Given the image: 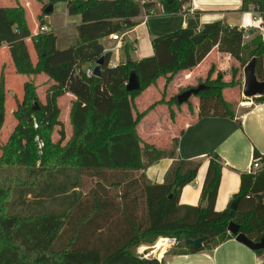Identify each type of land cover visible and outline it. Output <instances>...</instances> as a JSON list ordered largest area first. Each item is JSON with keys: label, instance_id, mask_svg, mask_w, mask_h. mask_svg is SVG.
Wrapping results in <instances>:
<instances>
[{"label": "trees", "instance_id": "trees-1", "mask_svg": "<svg viewBox=\"0 0 264 264\" xmlns=\"http://www.w3.org/2000/svg\"><path fill=\"white\" fill-rule=\"evenodd\" d=\"M45 8L66 2L68 14L80 15L76 26L77 41L68 48H48L52 34L33 36L23 7L0 6V47L8 45L16 73L46 74L53 83L46 103L39 99L35 81L23 84L22 102L13 112L17 120L8 144L20 158L25 154V142L31 143L28 161L33 167L35 182L25 185L19 198L21 209L7 214L5 200L11 192L0 178V264H164L156 256H148L142 246L152 247L161 237L175 238V254L211 250L236 238L228 230L231 221L240 227L254 243L264 242V156L255 149L253 159L263 163L256 173H242L241 185L234 198L239 204L230 214V206L216 209L221 182V158L214 154L208 162L207 174L198 205L180 203L185 185L192 182L201 166L197 161L177 158V140L163 149L144 143L139 133L142 119L158 103L139 111L136 98L160 77L168 82L178 73L198 66L217 47L229 54L234 62L231 80L212 65L197 95L199 116H234L225 90L242 84L240 68L254 63V73L264 81V36L240 29L223 20L201 24L202 11L183 8L178 0H114L124 2V15L111 19L107 0H38ZM158 3L165 15L183 13L188 25L176 31L154 37V55L133 61L126 57L117 68H110L112 53L106 51L100 39L124 32L138 24L143 12L158 14ZM245 5L241 6L242 11ZM53 12V11H52ZM44 9L41 13V23ZM202 35L199 43L193 37ZM34 44L37 62L32 61L28 43ZM104 57L100 76L88 77L83 66ZM132 70L140 76L141 88L128 91L127 81ZM239 76V77H238ZM238 78V79H237ZM72 93L70 122L72 136L66 139L60 120L58 99ZM5 78L0 81V134L6 117ZM178 103L177 96L171 102ZM189 102V101H187ZM254 103L264 102V91L253 97ZM36 103V104H35ZM38 106V107H37ZM34 119L39 129H33ZM61 126L60 140L49 141V134ZM31 130V135L26 132ZM37 134L46 139L48 150L38 155ZM47 137V138H46ZM0 158L1 161L4 151ZM163 158L173 163L163 183L152 182L146 170ZM82 177L93 179L94 186L85 193ZM203 238L196 247L192 241ZM258 255L264 247L254 249Z\"/></svg>", "mask_w": 264, "mask_h": 264}, {"label": "crops", "instance_id": "crops-1", "mask_svg": "<svg viewBox=\"0 0 264 264\" xmlns=\"http://www.w3.org/2000/svg\"><path fill=\"white\" fill-rule=\"evenodd\" d=\"M12 1L0 0V6H14ZM242 1L191 0L190 9L193 12L195 10L202 11L200 18L201 24L223 20L229 25H238L239 15L241 17L240 9ZM124 8V2L108 1L109 17L111 19H120L124 15ZM66 12L68 13L67 4ZM69 16L73 18L74 27L81 22L80 15ZM47 17L50 18V15ZM136 20L138 22L137 25L123 32L122 61L126 57H129L133 61H139L144 57L154 55L152 45V39L154 37L186 28L188 25V16L183 13L171 15L158 13L149 16L143 12ZM75 34L77 38V31ZM248 35L251 36V34ZM55 40L57 41L54 48L64 49L59 47L58 39ZM100 42L105 46V49L110 50L116 44L109 36L100 39ZM70 46L72 45L68 44L65 48ZM5 48L9 50L8 45H3L0 47L1 52ZM29 52L32 61L36 63L38 58L34 47L33 50H30L29 47ZM230 60H232V57L229 54L220 52L217 47H214L198 66L184 72L187 73V78L193 75L201 76L207 73L210 67L214 65L217 69L216 71H222L226 77L227 73L225 68L230 64ZM90 66H93V64H85L83 69ZM24 76V82H26L29 77L27 75ZM33 79L36 82L35 84L38 90L42 82L48 83L49 86L53 83L44 73L33 76ZM153 88H155L154 85L149 86L136 98L139 109H146L150 103V96L159 91L158 88ZM247 98L249 99L251 97ZM63 100H65L67 116L65 118L60 117V120L65 123L67 136L70 138L73 133L70 122V111L75 96L72 93H66L61 96L58 99L60 107L62 106ZM159 100H161V97H159ZM246 102L250 105H244ZM240 103L242 104L237 105L234 116H199L197 109V116L181 129L177 137H174L177 140V158L201 163L195 179L182 189L180 195L181 204H200L208 162L212 155L217 154L221 158L220 162L222 164L221 182L216 200V209L218 211L226 209L230 206L232 200L235 199L234 195L239 191L241 185V174L249 173V166L253 161L254 150L257 149L264 156V102L254 103L253 99H251V101L240 100ZM157 108H164V106L160 105ZM156 111L153 110L149 116L156 115ZM172 163V158L161 159L146 170L147 177L154 183H163ZM159 245L156 242L152 246L151 252L147 254V257L155 254L154 256L159 260H163L164 264H264V253L258 255L251 247L238 241L236 238H231L214 249L188 254L172 253L174 245L164 249L161 247L158 248ZM142 248L145 250L148 247L142 246Z\"/></svg>", "mask_w": 264, "mask_h": 264}, {"label": "rangeland", "instance_id": "rangeland-1", "mask_svg": "<svg viewBox=\"0 0 264 264\" xmlns=\"http://www.w3.org/2000/svg\"><path fill=\"white\" fill-rule=\"evenodd\" d=\"M31 1V2H30ZM114 1V0H108ZM12 3L14 6L11 7H18L21 6L25 10V16L27 23L30 27H36L37 23L42 25H47L49 27V31L46 32L47 34H52V37L48 38V48L52 50L54 46H56L55 39L59 41V47L65 48L68 44H75L77 41L76 38V27L73 26V18L68 15L66 12V3H59V5L53 8V12L49 14H44L41 23L40 15L42 10L44 9L45 13V4L46 2H41L38 0H13ZM8 7V6H6ZM55 9V11H54ZM50 15V18L47 17ZM238 22H240V15L238 17ZM41 28V27H40ZM248 31H252L251 36L253 37L254 33H262L259 28L251 27ZM263 35V33H262ZM28 48L33 50L34 44L27 41ZM1 52V50H0ZM239 65V62H234L233 58L230 60V64L225 68L227 73L225 79L231 80L232 72L231 67L233 65ZM90 64V63H88ZM244 69L240 68L239 76L241 78L242 84H237V86L226 88L225 95L226 98L231 102V108L234 110L239 106L240 100L243 101H251L253 98H247V95L244 94ZM217 70V69H216ZM186 71V70H185ZM217 72V71H216ZM212 74V78L216 77L217 73ZM42 74V73H41ZM209 71L201 76L193 75L190 78H187V73L182 71L175 75L169 82L167 87L165 84L167 82V76L160 77L154 85L155 88H158L156 94L150 96V103L146 107L148 109L151 105L155 102H158L159 97L164 100L162 103H158L152 110L142 119L139 124V133L144 143L147 144H154L159 146L160 148L167 149L174 145V142L181 131V129L189 122H191L197 116V105H198V98L193 95L189 102L183 104H177L176 102H171L170 104L166 103L167 101H171L172 98L181 94L183 91L191 88L196 87L202 83H204L205 79L208 77ZM2 76L5 78V86H6V117H5V124L0 134V158L2 157V153L4 151V156L1 161V181L5 185H9L11 188V192L9 196L5 200V210L7 214L17 213L21 209V204L19 202V198L25 189V185H31L35 182V177H33V167H39L40 161L38 160L36 165H31L28 163L31 152L32 146L31 143L26 141L25 146V154L23 158L17 156L11 146L8 144L9 137L13 132L15 126L17 125L16 117L14 116L13 112L18 108V105L22 102L24 87L23 84L25 83V76L16 73L12 58L10 56V52L7 48L3 49L0 53V81ZM29 78L27 81H35L33 76L36 75H27ZM238 76V77H239ZM37 79V78H36ZM238 79V78H237ZM50 82V81H49ZM36 83V82H35ZM49 85L46 82H42L39 85V90L37 87L39 99L42 103H46V95L49 91ZM153 88V89H155ZM146 90V89H145ZM144 90V91H145ZM143 91V92H144ZM142 92V93H143ZM140 96V95H139ZM138 96V97H139ZM137 101V100H136ZM160 101V100H159ZM245 103V102H244ZM36 104V103H35ZM137 104V102H136ZM62 106L60 107V117L67 116V110L65 108V100L62 101ZM163 105L164 108H157L158 106ZM244 105H250L246 102ZM38 107V106H37ZM138 108V107H137ZM157 108V109H156ZM142 108H138L139 111ZM156 111V115L149 116V114L153 111ZM149 117V118H148ZM153 117V118H152ZM148 118V119H147ZM39 124L37 119H34L33 122V129L35 128V123ZM64 124V130L66 133V139L62 143L64 145L66 141L69 139L66 132V125ZM60 129L61 126H56L53 132L49 134V141L53 144L60 140ZM31 130L26 132V136L31 135ZM47 138V137H46ZM39 139L42 143V148L39 149L38 146V155L44 156L43 150H48L46 139L37 134L35 140ZM38 144V141H37ZM84 182L83 191L87 193L93 186L94 180L89 177H82ZM161 240V239H160ZM160 240L158 239V244H160ZM168 240V244L166 246H170V244L174 245L176 242L173 240ZM154 246V245H153ZM146 248L148 253L151 252V248ZM165 248V247H164ZM169 248V247H168ZM144 250V248H140V251ZM145 251V250H144ZM152 254L151 256H154Z\"/></svg>", "mask_w": 264, "mask_h": 264}, {"label": "water", "instance_id": "water-1", "mask_svg": "<svg viewBox=\"0 0 264 264\" xmlns=\"http://www.w3.org/2000/svg\"><path fill=\"white\" fill-rule=\"evenodd\" d=\"M53 11V6L49 5L45 9V13L49 14ZM203 36L202 35H197L193 37V42L199 43L202 40ZM104 63V57L100 58L94 67V71L96 76H100L102 73L101 65ZM254 63L248 64L245 69H244V94L247 95V97H256L258 96L261 92L264 91V81L258 80L257 76L254 73ZM206 87L205 84H200L196 87H191L185 91H183L181 94L177 95V100L178 103L183 104L186 103L187 101L190 100V98L193 95H197L202 89ZM128 91H133V90H138L141 88V80L139 74L136 72V70H132L129 74V78L127 81V86H126ZM239 198H235L232 200L230 203V214L233 213L238 207L239 204ZM228 230L230 233L236 235V239L238 241L243 242L244 244L248 245L251 247L253 250L264 247V242L262 243H254L251 241L245 234L240 233V227L237 223L234 221H231L228 225ZM170 240H173L172 238H169ZM174 241V240H173ZM203 238H198L192 241L193 245L196 247H199L202 245ZM173 244V243H172ZM172 244L170 246H172Z\"/></svg>", "mask_w": 264, "mask_h": 264}, {"label": "built area", "instance_id": "built-area-1", "mask_svg": "<svg viewBox=\"0 0 264 264\" xmlns=\"http://www.w3.org/2000/svg\"><path fill=\"white\" fill-rule=\"evenodd\" d=\"M142 1L144 2L146 0H142ZM178 1L183 4L184 9H187V7H190L191 5V0H178ZM242 5H245L246 8H244L241 11L240 22L238 24L239 28L248 30L251 27H255V28H259L260 31L264 34V0H243ZM157 9L160 14H164L165 8L161 3H158ZM150 13L151 15H155L154 9L151 10ZM48 31H49V27L47 25L41 26L40 24L37 23L36 27L33 30V36H36L40 33H46ZM109 37L111 40L116 42L115 46L111 50L106 49V51H110L112 53L109 62V67L114 69L117 68L122 61L121 49H122V41H123V32L111 34ZM95 65L84 69L86 76L92 77L96 75L94 71ZM34 125L35 128L39 127V124L37 122ZM37 141H38L39 149H41L42 143L39 139H37ZM262 165L263 163L261 161V157L253 159V161L249 166V173H256L261 169ZM172 239L175 242L176 239L175 238ZM143 252L144 250L140 251V248L138 249L139 254H142Z\"/></svg>", "mask_w": 264, "mask_h": 264}, {"label": "bare ground", "instance_id": "bare-ground-1", "mask_svg": "<svg viewBox=\"0 0 264 264\" xmlns=\"http://www.w3.org/2000/svg\"><path fill=\"white\" fill-rule=\"evenodd\" d=\"M169 242H168V240H167V238H165V237H162V239L160 240V245L158 246V248H163L164 249V247L165 248H167V247H169V246H166V244H168Z\"/></svg>", "mask_w": 264, "mask_h": 264}]
</instances>
